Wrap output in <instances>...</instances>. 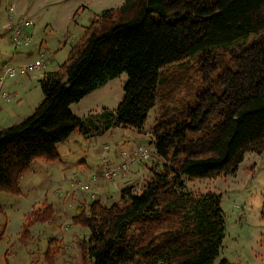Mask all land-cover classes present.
Here are the masks:
<instances>
[{
	"label": "trees",
	"instance_id": "16d2710c",
	"mask_svg": "<svg viewBox=\"0 0 264 264\" xmlns=\"http://www.w3.org/2000/svg\"><path fill=\"white\" fill-rule=\"evenodd\" d=\"M90 29L61 71L39 81L43 98L35 111L0 129V191L19 194L34 160H55L58 144L86 134L70 106L126 73L122 100L98 117L106 130H140L159 104L148 144L159 169L151 168L154 178L140 193L128 187L110 206L94 196L76 209L72 222L88 232L80 264H213L225 236L221 197L187 193L182 178L216 179L247 153L264 152V0H125ZM191 60L194 98L172 112L179 81L162 72ZM54 217L51 205L30 211L19 241ZM51 244L47 264L55 261Z\"/></svg>",
	"mask_w": 264,
	"mask_h": 264
},
{
	"label": "rangeland",
	"instance_id": "374dc122",
	"mask_svg": "<svg viewBox=\"0 0 264 264\" xmlns=\"http://www.w3.org/2000/svg\"><path fill=\"white\" fill-rule=\"evenodd\" d=\"M7 1L0 0L1 7L5 10V5L7 12L11 13L9 8L15 9L14 4ZM25 3L36 23L31 42L16 49L11 30L0 29V41L5 46L0 51L6 49V53L14 54L11 59L13 65L19 63L27 67L24 73L18 71L10 80L15 84V92L18 96L22 95L26 102L19 113L25 112L18 113L21 116L15 119L3 117L4 126L0 129L30 116L42 101L39 81L44 72L43 67L42 70L35 69L41 68L37 62L54 72L61 71L70 48L88 35L101 13L119 8L125 0H25ZM15 6L18 8L20 4L15 3ZM25 28L28 27L21 29L22 37L28 35L23 31ZM194 67L195 63L191 60L180 66L172 65L162 72L168 82L179 81L176 102L168 106L172 112L194 98L198 85ZM126 81L127 75L122 73L80 102L72 104L71 111L83 120L87 133L75 132L58 144L55 160H34L18 181L19 194L0 191V264H47L43 254L51 240V248L56 250L54 264H80V243L87 238L88 232L72 222L76 209L80 205L88 206L93 201L92 194L103 205L110 206L119 201L123 189L131 187L133 193H140L152 181L154 174L151 168L159 169L156 160L151 157L154 144L149 145L147 158L131 165L130 172L124 177L114 181L100 180L88 192L76 190L78 184L88 182L93 175L100 176L102 169L108 165H127L130 158L148 146L152 138V128L162 113L159 104L151 110L140 130L121 126L106 130L98 117L105 107L108 110L116 108L122 100ZM35 105V109L31 110V106ZM115 152L120 154V163L112 161ZM182 179L187 193L198 196L211 191L221 197L225 236L213 264L223 258L230 264H264V219L261 217L264 152L260 155L247 153L235 171L216 179ZM48 205L54 208V219L46 224L34 225L31 236L23 244L19 236L27 214Z\"/></svg>",
	"mask_w": 264,
	"mask_h": 264
},
{
	"label": "built area",
	"instance_id": "2783aa9c",
	"mask_svg": "<svg viewBox=\"0 0 264 264\" xmlns=\"http://www.w3.org/2000/svg\"><path fill=\"white\" fill-rule=\"evenodd\" d=\"M9 12L14 13L13 8H9ZM32 25V20L30 18H24L21 17L19 22H15L12 27V41L16 45V49L20 48L19 46L21 44H29L31 42V36H21V28L22 27H28ZM1 74H0V100L5 103H10L15 94L6 90L4 88L5 78H13L17 75V72L19 71L21 74L24 73L25 69L27 67H19L11 64L10 62H5L1 64ZM150 146H146L139 150L138 155L132 156L130 158V161L126 164L121 163L118 164L116 167L108 165L106 168L102 169L101 175H93L88 182L83 184H78L77 189L79 191L88 192V190L97 185V182L100 180H106V181H114L116 179L124 177L128 172L131 170V165L136 164L137 162H140L147 158L149 155ZM95 195L92 194L91 197H94Z\"/></svg>",
	"mask_w": 264,
	"mask_h": 264
},
{
	"label": "crops",
	"instance_id": "0c3cea01",
	"mask_svg": "<svg viewBox=\"0 0 264 264\" xmlns=\"http://www.w3.org/2000/svg\"><path fill=\"white\" fill-rule=\"evenodd\" d=\"M10 1L13 2L14 8H15L14 12L15 11L16 12L15 13H8L7 12L8 10H6V6H5L7 4L6 1H5V5H4L5 10L2 9V7H1L2 5L0 3V7H1L0 8V29H8V30H11V33H12V27H13V24L15 22H19L21 17L30 18L32 20V25L28 26V28L23 29V31H24V33L26 35L28 34V36H31V38H32V36L34 34V28H36V23L34 21V16L31 15L30 12L28 11V7H27V5L25 3V0H10ZM7 2H9V0ZM15 3H17V5L20 4V6L18 8H16ZM4 47H3L2 42L0 41V50H3ZM13 55H14L13 53H10V54L6 53V49L4 51H0V56H1V58H0V68H1V64L5 63V62H10L11 63V59L13 60V58H14ZM27 55L31 56V53L27 52ZM38 64L41 65V68H35V69L42 70V67H43L44 75L46 73H48V72H52L51 69L47 68L44 65L42 66L41 62H37V65ZM15 66L25 67L24 65L19 64V63H16ZM0 74H1V69H0ZM11 79L12 78H5L4 88L6 90L14 93L15 96H14L13 100L10 103H5V102H2L0 100V124H1L0 126H4L3 125L4 124L3 123L4 122V118L3 117H9L10 119L19 118L21 116V115H18V113L20 111V108L23 107V109H24L23 105L26 103L25 100H24V97L22 95L18 96V94L15 92V89H14L15 84L12 81H10ZM13 89H14V91H13ZM35 107H36V105L35 106H31V110H34ZM70 110H71V106H70ZM21 112L24 113L25 111L23 110ZM23 113H19V114H23ZM85 136L86 135H84V137ZM78 140H79L78 138L75 139V141H77V142H78ZM112 161H114L115 163H120L121 162L120 154L118 155V153L115 152V157L112 159ZM117 165L118 164H116V166ZM81 173H79L80 177H82ZM101 192H103L102 188H101Z\"/></svg>",
	"mask_w": 264,
	"mask_h": 264
}]
</instances>
